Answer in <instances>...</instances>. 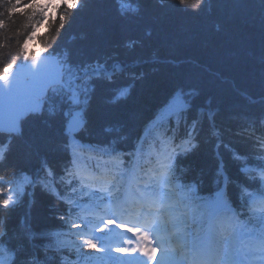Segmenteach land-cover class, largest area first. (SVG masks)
<instances>
[{
  "label": "trees",
  "instance_id": "trees-1",
  "mask_svg": "<svg viewBox=\"0 0 264 264\" xmlns=\"http://www.w3.org/2000/svg\"><path fill=\"white\" fill-rule=\"evenodd\" d=\"M72 1L75 7H60L55 19L47 18L45 32L35 38L38 54L60 62L68 87L81 73L114 63L124 68L110 77L88 73L73 93L51 87L40 114L28 117L20 136L8 143L0 174L36 179L30 197L0 210V237L16 254L13 264L46 258L51 234L68 226L65 128L73 107L85 122L82 141L121 145L173 108L179 92L187 110L176 126L181 119L184 134L192 129L188 137L197 145L178 167L201 192L219 182L220 167L232 179L229 192L232 183L244 184L236 156L244 158L250 149L248 128L259 127L264 0ZM45 10L43 0H0V77L30 58L25 43L42 25ZM153 137L158 144L170 143L161 130L154 129Z\"/></svg>",
  "mask_w": 264,
  "mask_h": 264
},
{
  "label": "rangeland",
  "instance_id": "rangeland-1",
  "mask_svg": "<svg viewBox=\"0 0 264 264\" xmlns=\"http://www.w3.org/2000/svg\"><path fill=\"white\" fill-rule=\"evenodd\" d=\"M52 2H54L55 4H59V3H65L66 0H51ZM26 50L27 51H35L36 47L32 42H27L26 44ZM34 68V66H32V69ZM3 116L5 117V119L8 120V122H6V125L8 126L10 121H11V114H3ZM12 120H14V118H12ZM5 124V123H4ZM0 125L1 128L6 127L5 125ZM28 184V181L26 179H24L22 181V183L16 187L10 194L9 197L10 199H13V197L15 196L16 193H19L21 191H23L24 187ZM178 209V208H177ZM169 234H173L172 231H170Z\"/></svg>",
  "mask_w": 264,
  "mask_h": 264
},
{
  "label": "bare ground",
  "instance_id": "bare-ground-1",
  "mask_svg": "<svg viewBox=\"0 0 264 264\" xmlns=\"http://www.w3.org/2000/svg\"><path fill=\"white\" fill-rule=\"evenodd\" d=\"M160 244V242L158 243V245ZM165 244V243H164ZM163 244V245H164ZM162 245V246H163ZM161 249V248H160ZM159 249V252H160V254H159V256H158V261L160 260V259H162V258H164V257H172V253H170L169 251H166L165 253H162L163 251L162 250H160Z\"/></svg>",
  "mask_w": 264,
  "mask_h": 264
},
{
  "label": "snow or ice",
  "instance_id": "snow-or-ice-1",
  "mask_svg": "<svg viewBox=\"0 0 264 264\" xmlns=\"http://www.w3.org/2000/svg\"><path fill=\"white\" fill-rule=\"evenodd\" d=\"M11 69H8V71H10ZM6 75V74H5Z\"/></svg>",
  "mask_w": 264,
  "mask_h": 264
}]
</instances>
